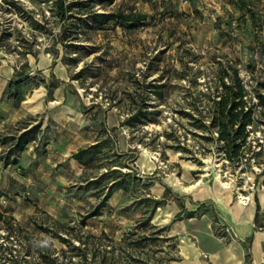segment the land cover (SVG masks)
<instances>
[{
    "label": "rangeland",
    "instance_id": "rangeland-1",
    "mask_svg": "<svg viewBox=\"0 0 264 264\" xmlns=\"http://www.w3.org/2000/svg\"><path fill=\"white\" fill-rule=\"evenodd\" d=\"M18 1L26 13L6 12L7 5L0 0V253L12 250L20 260L29 259L27 264H38L36 249L42 244L53 250L61 264H80L76 255L74 263L62 257L69 246L39 226L57 220L72 228L62 233L76 246L82 244L78 236L95 237L111 246L150 216V208L138 202L146 194L143 186L130 185L128 192L115 189L106 197L107 189L101 192V188L108 178L88 185L82 167L73 161L72 154L94 141L101 121L116 128L115 150L122 173L139 178L142 184L151 182L148 192L155 199L166 194L165 205L151 215V223L168 227L157 237L174 236L177 249L170 246L173 242L163 243L156 258L178 255L183 244V230L176 228L180 223L188 231H205L210 221L214 230L217 201L222 207L243 201L256 206L257 197L264 220V115L249 139L251 150H259L260 155L249 153L241 164L223 158L217 143L198 136L201 131L193 120L182 115L210 109L217 72H230L229 66L238 68L248 100L252 96L251 102H256L258 82L263 83L264 94V17L250 2L254 12L245 17L240 12L242 1L228 11L221 5L223 0L187 4L184 0H78L90 2V12L75 6L74 17L61 25L52 0ZM70 1L75 0L66 3ZM94 13L145 19L132 27L121 18L98 27ZM30 17L42 28H33ZM64 26L67 32L62 35ZM25 64L31 80L24 85L25 102L18 104L9 98L7 86L13 79L10 74ZM55 81L60 83L45 87ZM157 92H162L161 97ZM141 97L151 120L124 126L142 107ZM35 126L38 129L31 135L35 139L12 154L18 138ZM6 137L15 140L5 142ZM178 143L186 151L173 147ZM103 172L106 168L97 176ZM182 206L188 213L193 211L191 218L177 212ZM0 264L15 263L1 258Z\"/></svg>",
    "mask_w": 264,
    "mask_h": 264
},
{
    "label": "trees",
    "instance_id": "trees-1",
    "mask_svg": "<svg viewBox=\"0 0 264 264\" xmlns=\"http://www.w3.org/2000/svg\"><path fill=\"white\" fill-rule=\"evenodd\" d=\"M107 1L110 3L113 0ZM2 3L7 5L5 7L6 12L17 11L26 13L18 0H2ZM90 5L91 3L86 1L78 2V0H75L66 3V0H52V11H54L61 25H64L68 19L74 17L73 7L81 6L85 8L84 11L90 12L92 8ZM92 18L98 27L106 25L110 21L118 18L130 22V27H132L137 25V23L142 24L145 16L94 13ZM29 20L33 28H42L40 22L34 17H30ZM66 32L67 30L64 26L62 35H65ZM55 53L57 54V51H55ZM252 67L255 68V62H253ZM25 68H28L27 64L23 65L21 70L16 69L13 73V79L8 82L7 91L9 92V98L13 99L15 103H20L24 99V85L31 80V76L26 75ZM229 69L230 72L222 69L218 70V85L212 96V105L207 112L197 110L195 114L191 111H184L182 115L193 120V125L201 131V134H197L198 136L205 141L209 142L214 140L217 143L218 153L223 158L232 164H241L243 158L249 153L255 156L260 155L259 150L257 152L251 150L249 139L258 128L257 122L260 119V115H264V94L260 90L263 83H257L254 94L256 102H251L252 96H249L250 100H248V90L243 82L244 80L240 77L238 68L229 66ZM55 83L57 84L60 82L55 81L52 84H46L45 87L51 89L55 87ZM36 85H40L39 82ZM162 87L163 86H159V88ZM156 95L161 97L162 92H157ZM144 100L145 99L141 97L140 102L142 107H139L136 112L132 113V115L122 123L124 126L137 127L139 124H145L147 121L151 120L152 113L147 110ZM258 108L259 110H257ZM203 113H206V115H203ZM204 117L208 118V120H205ZM262 123H264V121H262ZM100 127L94 144L82 147L78 149L76 153L72 154V158L82 166V176L85 182H87L88 185L98 184L99 178H108L105 182V186L101 188V192L107 189L106 197H110L115 189H122L124 192H128L130 190V185H132V187L139 185L143 186L145 188L143 192L146 194L141 195L138 202L144 205L146 204L150 208V216L146 220L141 221L133 230L131 229V232H126L119 243L111 244V246L103 245L101 242L99 243L100 239L95 237L93 239L90 236H85L84 238L78 236L77 239L80 240L82 244L76 246L73 244L74 242L71 237H64L62 233V231H66L67 233V231L69 232L72 228L66 229L68 224L61 223L57 220L49 223L47 225L48 227H39L51 237L69 246L67 251L62 250V257H66L70 263H74L73 259L75 255L79 257L78 261L80 264H169L172 261H176L178 256L167 259L156 258L158 253L162 252L160 248L163 243L173 242L170 246L177 249L174 236H165L164 238L157 237V235H163L169 228H159L151 223V215H153L158 208L165 205L167 201L166 194L163 195L162 199H155L148 192L152 185L151 182L142 184L139 178L136 179L131 174L122 173V164L118 160L119 157L117 156L119 155L115 150L116 136L114 132L116 128H109L105 121H101ZM37 129L38 126H35L32 130L23 133L15 144L13 143L14 147H12L11 150L12 154H18L31 140L35 139L31 135L34 134ZM166 136L169 137L170 134H166ZM11 138L6 137L5 142L15 140ZM173 147L186 151V148L181 146L180 143ZM113 156L116 157V160L113 159ZM8 163L10 164L12 162L7 160V164ZM92 168L94 172L91 174L88 170ZM103 168H106V172H103L100 177H98V172ZM262 172L264 173V162L262 164ZM103 203L102 205H105V202ZM255 203L256 212L254 223L257 229L264 230V220L260 217L261 205L257 197H255ZM192 215L193 212H189L187 217H192ZM82 223H85V221ZM147 231L153 232H151V234H144ZM102 236L108 237L105 232H102ZM96 240H98V242H96ZM31 242L32 240L30 238V245H34ZM39 245L40 247L38 246L36 249L38 264H61L59 258L54 256L53 250L48 249V247L45 248L42 244ZM147 247L154 248L150 250V253L144 254ZM155 247H158L159 250ZM67 252H69L68 255ZM11 253L12 250L7 252V254L0 253V261L1 258H4L5 261L9 259V261L12 260L15 264L29 263V259L21 258L20 260L19 255H12ZM168 253L170 254V252ZM249 260L250 256L247 255L246 264Z\"/></svg>",
    "mask_w": 264,
    "mask_h": 264
},
{
    "label": "crops",
    "instance_id": "crops-1",
    "mask_svg": "<svg viewBox=\"0 0 264 264\" xmlns=\"http://www.w3.org/2000/svg\"><path fill=\"white\" fill-rule=\"evenodd\" d=\"M238 1L243 3L240 12L245 17L249 16V12H254L249 2L255 11L264 17V0H223L221 5L224 9L231 11L232 5ZM10 75L13 76V73ZM2 88L3 86L0 84V91ZM25 92L21 102H25L27 98ZM97 136H94V141L89 145L96 142ZM73 161L79 164L76 160ZM216 204L214 205L216 216L213 217L216 220L213 223L214 230L211 228L210 221H208L205 231L199 228L188 231L185 229L186 224L184 223H180L182 226H176L183 230V236L180 239L183 244L178 248V259L169 264H246L247 255L250 256L247 264H264V232L257 229L254 223L256 206L249 202L246 204L236 203L235 206L230 207ZM186 209V206H182V209L177 212L184 211L185 214H188ZM220 227L230 229L232 236L220 232Z\"/></svg>",
    "mask_w": 264,
    "mask_h": 264
},
{
    "label": "built area",
    "instance_id": "built-area-1",
    "mask_svg": "<svg viewBox=\"0 0 264 264\" xmlns=\"http://www.w3.org/2000/svg\"><path fill=\"white\" fill-rule=\"evenodd\" d=\"M218 2L222 1V0H216ZM189 2V0H184L183 3L184 4H187ZM220 232L224 233L225 235H230V230L228 228H223V227H220Z\"/></svg>",
    "mask_w": 264,
    "mask_h": 264
},
{
    "label": "bare ground",
    "instance_id": "bare-ground-1",
    "mask_svg": "<svg viewBox=\"0 0 264 264\" xmlns=\"http://www.w3.org/2000/svg\"><path fill=\"white\" fill-rule=\"evenodd\" d=\"M197 186H198V185H197ZM184 189H187V188H184ZM241 203H243V204H246V202H244V201H243V202H241Z\"/></svg>",
    "mask_w": 264,
    "mask_h": 264
}]
</instances>
